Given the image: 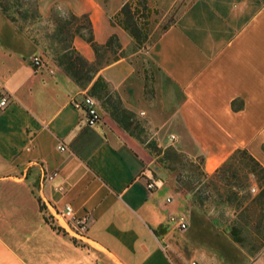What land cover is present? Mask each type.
<instances>
[{"label": "crops", "instance_id": "crops-1", "mask_svg": "<svg viewBox=\"0 0 264 264\" xmlns=\"http://www.w3.org/2000/svg\"><path fill=\"white\" fill-rule=\"evenodd\" d=\"M130 1L40 0L39 13L45 18L58 8L87 15L99 44L116 34L125 50L136 42L113 20ZM147 1L150 65L142 57L133 61L139 50L98 77L116 91L125 113L155 131L158 143L163 129H174L181 150L201 156L208 175L239 149L264 167V0ZM73 45L87 61L96 60L83 38ZM33 55V43L0 9V91L13 98L0 113V176L9 177L1 181L8 191L0 203V264H182L169 241L171 230L182 232L169 220L177 209L166 199L157 203L158 181L148 189L146 143L131 124L101 111V123L88 126L74 106L83 97L76 82L48 67L37 71ZM44 205L92 214L81 245L46 221ZM162 226L167 234L156 236ZM187 231L185 239L195 232L211 248L192 260L264 264V243L243 246L211 219L194 218Z\"/></svg>", "mask_w": 264, "mask_h": 264}, {"label": "rangeland", "instance_id": "rangeland-1", "mask_svg": "<svg viewBox=\"0 0 264 264\" xmlns=\"http://www.w3.org/2000/svg\"><path fill=\"white\" fill-rule=\"evenodd\" d=\"M38 3L39 0H7L11 16H15L19 22L15 24L33 43L35 53L43 56L47 70L54 75L60 71L68 74L80 88L81 95L88 93L100 102V111L104 118L112 121L118 118L127 128L131 124L133 126L131 131L136 133L141 142L146 143L145 148L148 151L146 170L152 172L153 180L158 181L162 188L158 193L157 203L162 204L163 200L171 198L173 204L169 206L177 209L176 214L185 216L189 225L194 218H208L212 220L213 226L225 234L237 228L243 246L262 247L264 179H259L251 173L246 159H242L241 156L230 159L217 174L208 175L204 170L201 156L191 158L181 150L178 140L171 139L172 135H177L174 129L161 131V145L152 138L155 136L153 129H146L132 118V115L125 113L122 101L110 86L104 89L100 85L98 92H94L92 86L100 71L114 64L115 59L120 55L132 56L141 50L131 58L137 64L141 63L139 60L145 58L143 59L145 65H150L145 52L148 42L141 49L136 44L123 51L121 49L120 52L116 48L102 51L94 62L86 60L87 67L79 65L75 71L73 70L74 77L66 71L65 66H59V62H64L66 65L69 63L59 49L73 43V28L77 24L84 25L85 22L75 21L71 13L58 8H54L50 16L43 18L39 13ZM141 16L138 15L137 18L140 25L150 22V18ZM171 19H174V16ZM75 59L76 55H73V60ZM94 71L95 73H91ZM97 71L99 73L96 74ZM147 78L151 77L148 75ZM0 162L2 164V161ZM6 178L9 177L0 176V203L8 191V186L1 183ZM10 180L14 184L19 183L15 176ZM48 212V206H42V213L48 222L62 229L66 236L72 235L75 243L81 245L78 241L84 239L75 237L71 231L55 224L56 222L47 217ZM187 232L171 230L172 235L169 238L170 243L176 247L175 253L180 256L182 264L190 263L194 253L206 254L210 253L211 249L195 232L188 234L185 239Z\"/></svg>", "mask_w": 264, "mask_h": 264}, {"label": "trees", "instance_id": "trees-1", "mask_svg": "<svg viewBox=\"0 0 264 264\" xmlns=\"http://www.w3.org/2000/svg\"><path fill=\"white\" fill-rule=\"evenodd\" d=\"M134 2L136 3L135 5L133 4ZM0 9L14 23H19L15 16H11L9 6L7 4V0H0ZM38 9H39V3H38ZM152 12L153 11L148 6L147 0H132L123 6L120 13L114 18L113 25H116V24L120 25L126 32H128L134 38L137 46L141 49L149 40L148 26L150 25V22L148 21L142 26L140 25L137 18H138V15L139 16L142 15L141 17L150 18L152 15ZM71 15L75 21L83 20L85 22L84 25L77 24L73 28L74 30L72 33L73 40L77 36L83 38L87 43L90 44V46L92 47V49L94 50L96 54V57H98L102 51H110L114 48L119 50V52L121 51L122 46L120 44L119 37L116 34L111 36L106 44H103V45L99 44L95 39L93 23L90 17L87 15H84L81 17H78L74 14H71ZM59 50L62 51L64 58L69 60V63L67 65L64 62H59V66L60 67L65 66L66 71L72 76L75 77V74H73V72L79 65L83 67L88 66V62L86 61L85 58H83L80 55V53L74 47L73 43L67 44L64 47H61ZM73 55H76L75 60H73ZM124 57H126L125 54L120 55L119 58L115 59V62L119 61L121 58H124ZM91 73H95V71ZM97 73H99V71H97L96 74ZM100 85H102L104 89L107 88L108 86V84L104 81L102 77H98L97 80L94 82L92 86L94 92L96 93L98 92ZM239 156H241L242 159L247 160L251 173L254 176H256L259 179L260 178L264 179V167L247 150H244V149L237 150L230 159H235ZM227 164L228 163H225L224 166H226ZM46 221L48 222L47 218H46ZM54 228L58 230L59 232L63 231L60 228H56V227ZM231 232L234 235V237H236L237 241H241L238 236L237 228H233ZM154 234L156 236L165 235L167 234V230L164 229L162 226L160 230H154Z\"/></svg>", "mask_w": 264, "mask_h": 264}, {"label": "built area", "instance_id": "built-area-1", "mask_svg": "<svg viewBox=\"0 0 264 264\" xmlns=\"http://www.w3.org/2000/svg\"><path fill=\"white\" fill-rule=\"evenodd\" d=\"M32 66L37 71H43L46 69V63L42 55H33L30 58ZM12 95L6 91H0V111L6 110L12 103ZM74 106L84 113L86 123L90 127H95L99 125L102 121V116L100 113V102L92 95L84 93L81 100L74 101ZM171 139L176 140V136L172 135ZM60 151H66L67 148L64 144H60ZM57 174H52L48 176V180L53 181ZM158 187V183L152 179L148 183V189L154 191ZM173 201L171 198L166 199V204H171ZM52 212L50 220L54 222H59L60 225L80 239H84L86 233L89 230V226L92 222V214L90 212L85 213L83 216H78L73 207L67 205L64 209H53L49 208ZM170 222L175 224V226L182 232H186L189 229V223L185 216L172 214L169 218ZM189 264H203L198 260H192Z\"/></svg>", "mask_w": 264, "mask_h": 264}]
</instances>
